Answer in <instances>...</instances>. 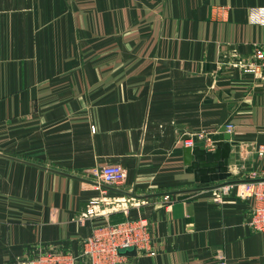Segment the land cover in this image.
I'll list each match as a JSON object with an SVG mask.
<instances>
[{"label": "crops", "instance_id": "0c3cea01", "mask_svg": "<svg viewBox=\"0 0 264 264\" xmlns=\"http://www.w3.org/2000/svg\"><path fill=\"white\" fill-rule=\"evenodd\" d=\"M256 7L264 0H0V264L78 254L96 225L141 217L158 252L133 263L264 264L239 195L264 177V78L235 65L264 49ZM223 125L231 176L197 182L183 148ZM108 163L125 168L121 184L99 183ZM93 198L99 215L79 223Z\"/></svg>", "mask_w": 264, "mask_h": 264}, {"label": "built area", "instance_id": "2783aa9c", "mask_svg": "<svg viewBox=\"0 0 264 264\" xmlns=\"http://www.w3.org/2000/svg\"><path fill=\"white\" fill-rule=\"evenodd\" d=\"M252 20L264 24V7L252 10ZM235 65H241L244 72L264 78V49L257 48L250 60L237 61ZM226 127L231 128V125ZM204 137L203 134L199 136ZM192 143L193 140L190 144ZM94 173L99 183L105 185H119L126 176V170L120 163L104 164ZM239 186L241 188L239 195L251 200L249 226L264 233V177L240 182ZM216 200L223 201L222 196H217ZM99 203V199H91L81 213L79 222L84 223L88 217L99 215L96 208ZM154 240L153 228L146 218H126L117 223L96 225L93 234L84 240L82 250L78 254L61 250L41 251L34 257L23 259L21 264H122L120 257L127 256L121 255L119 251L124 248L135 247L137 253L146 251L149 255H155L158 251L154 246Z\"/></svg>", "mask_w": 264, "mask_h": 264}, {"label": "water", "instance_id": "95a60500", "mask_svg": "<svg viewBox=\"0 0 264 264\" xmlns=\"http://www.w3.org/2000/svg\"><path fill=\"white\" fill-rule=\"evenodd\" d=\"M234 133L221 126L216 133H208L204 138L193 136V143L184 146L183 159L186 171L193 173L197 182H211L226 180L231 176L229 170V156L231 152V140ZM188 138V137H185ZM207 140H211L215 149H208ZM121 255L135 256L137 249L128 247L119 251Z\"/></svg>", "mask_w": 264, "mask_h": 264}, {"label": "rangeland", "instance_id": "374dc122", "mask_svg": "<svg viewBox=\"0 0 264 264\" xmlns=\"http://www.w3.org/2000/svg\"><path fill=\"white\" fill-rule=\"evenodd\" d=\"M230 182H236V181H230ZM124 199V198H123ZM121 200V202L122 203H124V204H122V206H121V208L122 207H127V206H129L130 205V202L131 201H135V199H134V197L132 198V196H126L125 197V199L124 200ZM123 209V208H122ZM79 219V218H78ZM126 219V218H125ZM124 220V218H121V219H119V220H112V221H104V222H102V223H108V222H111V223H117V222H121V221H123ZM79 221V220H78ZM80 223V222H79ZM94 231V230H93ZM93 234V233H92ZM91 234V235H92ZM138 254V253H137ZM139 254H144V255H147L148 254V252H146V251H140L139 252ZM149 255V254H148ZM129 256H127V258H123V257H120V259H121V261H122V264H137V263H133L130 259L131 258H128ZM26 259V258H25Z\"/></svg>", "mask_w": 264, "mask_h": 264}]
</instances>
